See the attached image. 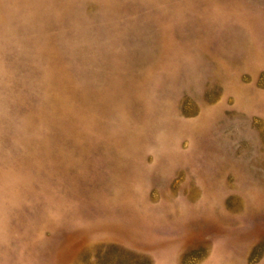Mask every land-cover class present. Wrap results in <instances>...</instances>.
Returning <instances> with one entry per match:
<instances>
[{"label":"rangeland","instance_id":"obj_1","mask_svg":"<svg viewBox=\"0 0 264 264\" xmlns=\"http://www.w3.org/2000/svg\"><path fill=\"white\" fill-rule=\"evenodd\" d=\"M0 264H264V0H0Z\"/></svg>","mask_w":264,"mask_h":264}]
</instances>
